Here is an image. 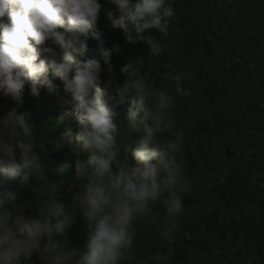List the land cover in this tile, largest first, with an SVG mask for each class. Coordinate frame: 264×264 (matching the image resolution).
<instances>
[{"label": "clouds", "instance_id": "obj_1", "mask_svg": "<svg viewBox=\"0 0 264 264\" xmlns=\"http://www.w3.org/2000/svg\"><path fill=\"white\" fill-rule=\"evenodd\" d=\"M101 12L127 43L146 44L154 56L176 18L173 0H0V95L15 105L0 115V264H172L190 190L184 145L170 135L173 93L188 94L185 73L165 77L171 89L153 86L141 72L145 57L129 54L123 83L102 87L105 66L114 71L110 54L121 48L105 47ZM90 39L102 62L78 59ZM26 85L33 97L41 89L55 96L61 86L70 94L63 102L75 135L68 127L52 142L54 151L67 149L61 162L45 160L31 112L21 110ZM106 88L128 102L123 118L106 102ZM145 225L164 245L147 261L137 259L136 243Z\"/></svg>", "mask_w": 264, "mask_h": 264}, {"label": "trees", "instance_id": "obj_2", "mask_svg": "<svg viewBox=\"0 0 264 264\" xmlns=\"http://www.w3.org/2000/svg\"><path fill=\"white\" fill-rule=\"evenodd\" d=\"M173 7L176 18L172 21L173 28L170 31L169 40L164 42L165 50L159 56L152 55L146 44L127 43L122 32L113 28L104 13L101 12L99 28L104 33L105 47L112 49L115 45H119L121 48L119 53L111 52L114 71L109 73L105 66L101 86L104 87L108 80L123 83L125 76L120 69L126 63V57L129 54L145 57V64L141 68V72L146 83L153 86L165 85L171 89L174 86L171 81L165 80V77L176 72L185 73L183 88L188 91L187 98L196 101L195 95L198 94L201 99H204L203 108L199 113L195 111L192 117L185 116L182 120L176 121V133L182 135L181 125L187 121L184 135L188 136L193 132L195 138L194 143L185 148L184 155L179 157V159L183 158L185 164L191 168L190 175L198 168V158L195 156L194 149H197L205 159H208L216 145L215 139L220 141L218 145L221 148L227 149L228 156L232 155L231 143L223 138L225 136L228 138L230 134L234 133L239 126L241 115H246L239 109L237 112L233 110V108H237L238 99L243 98L241 93L234 92L239 79L238 73H244L246 78H251L246 64L230 62L227 54L214 48L209 39L203 42V54H199L196 50L195 40L202 37V33L206 30L210 32L211 37L226 40V43L229 42L228 45H230V40L224 36V33L230 32L235 37L248 41L256 48H264V42L260 39L261 30L264 28V0H173ZM153 34L159 36L155 30H153ZM78 59H101L97 42L90 39L87 52L83 56H79ZM189 76H192L193 79H189ZM245 89H252L249 82L246 83ZM105 91L106 102L119 113L117 119L123 118L128 102H120L115 96L114 89L106 88ZM69 97L70 94L63 92L62 86L55 96H48L46 90L41 89L40 95L37 97L30 94L27 85L25 87L24 104L21 110L31 112L33 126L36 129V139L38 142H45L46 161L50 157L54 158V163L64 160L66 148L54 151L52 142L68 127L72 128V134L75 135L77 121L71 106L63 102ZM260 100V96L254 98L250 111L255 112L260 107ZM14 106L10 98L0 95V115ZM211 110L214 117L210 114ZM69 176H75L74 167L70 169ZM65 182L71 183V180L65 178ZM197 197L198 187H190V190L183 196V205L195 203ZM205 220L206 227L211 230L218 228L217 217L209 215ZM153 236L152 252L155 254L164 245L158 240L155 231ZM203 240L206 246L211 244L210 241H207L208 238L204 233ZM196 243L201 246L200 242ZM181 245L177 232V241L174 247L177 250L176 254L183 263L192 264L188 260L187 253L181 249ZM233 255L240 256L241 250L236 251Z\"/></svg>", "mask_w": 264, "mask_h": 264}, {"label": "rangeland", "instance_id": "obj_3", "mask_svg": "<svg viewBox=\"0 0 264 264\" xmlns=\"http://www.w3.org/2000/svg\"><path fill=\"white\" fill-rule=\"evenodd\" d=\"M189 30L191 31V29ZM224 36L230 40L232 46L228 45L229 42L226 43V40L211 37L210 32L205 30L202 37L195 40L196 50L199 54H203V42L209 39L214 48L227 54L230 62L246 64L251 78H246L244 73H238L239 79L234 92L238 91L243 98L238 99L237 108H233L234 112L239 109L246 115H241L239 126L234 133L230 134L228 138L226 136L223 138L231 143L236 152L235 156L229 158L227 149L221 148L218 145L220 141L215 139L216 145L208 159H205L197 149H194L195 156L198 158V168L192 174L189 175L191 168L185 164L183 158H180L190 187H198V197L195 203L183 205L178 230L179 242L182 243L181 249L187 253L188 260L192 264H199L201 261L205 264H227L229 260L223 259V257H229L230 260L235 257H233L231 239L228 243L224 240L225 221L233 216V219L241 227L245 221L252 223L251 219L255 213H258V217L260 213L264 214L262 210L264 202V48H256L248 41L237 38L230 32L224 33ZM260 39L264 42V28L261 30ZM189 79H193L192 76H189ZM247 82L250 83L251 90L245 89ZM173 95L176 96V104L173 109L175 121L182 120L185 116L192 117L195 111L199 113L203 108L204 99H201L198 94L195 95L196 101L187 98L185 94L173 93ZM256 96H260L261 104L255 112H252L250 108ZM212 112L211 110L210 114L214 117ZM181 126L183 131L179 137L184 145L181 153L183 156L185 148L191 146L195 138L193 132L188 136L184 135L187 121ZM175 133L170 134L172 138H175ZM49 160L54 162L53 157H50ZM50 178L57 179L54 175H51ZM219 178L223 179L221 183ZM229 182L231 186L228 188L226 184ZM65 184L70 183L65 182ZM209 215L215 217L220 215L225 221L219 222L216 230H211L205 225V219ZM259 221H261L264 231V221L261 219ZM228 224L230 227L234 226L232 220H228ZM153 233L154 229L150 225L143 226L138 232L136 237L138 260L147 261L154 255L152 252ZM203 233L206 237L207 235L212 236L207 237V241L211 242L207 247H205L204 241L201 244L202 247L196 243L202 240ZM79 239L77 237V240ZM239 245L245 253L239 264H249L251 259L256 257L254 247L247 248L243 238ZM176 252V248L173 249L172 264H185Z\"/></svg>", "mask_w": 264, "mask_h": 264}, {"label": "crops", "instance_id": "obj_4", "mask_svg": "<svg viewBox=\"0 0 264 264\" xmlns=\"http://www.w3.org/2000/svg\"><path fill=\"white\" fill-rule=\"evenodd\" d=\"M231 150H232V155L231 156L227 155L229 158L236 155L235 149L233 147L231 148ZM222 181L223 179L219 178V182L221 183ZM226 185H228V188H229V186H231V183L229 182ZM262 210L264 213V202H263ZM256 212L258 211L256 210ZM217 218L219 222L225 221L220 215H217ZM256 218H257V222H256ZM259 219L264 221V214L262 215L260 213L258 217V213H255L254 217L251 219L252 223L245 221L241 225L242 228L239 227V225L233 219V216H231L230 218L227 219V221H225L226 222L225 223L226 230L224 231L225 242L228 243L230 242V239H231V244L233 245V249H232L233 254L236 251L241 250V255L240 256L234 255L233 257L235 258H232L231 260L229 259V257L222 256L223 259L227 258L229 260L227 264H239V261L242 260V258L244 257L245 253L240 248V245H239L241 238L245 240L247 248H250L251 246H253L255 250L254 254L256 255V257L252 258L249 264H264V231L262 230L263 226L261 225V221H259ZM228 220H232V223H234L233 227H230V224H228ZM207 237H212V236L207 235ZM203 241L200 240V244H202ZM203 253H204V250H203ZM199 264H205V262L201 261L199 262Z\"/></svg>", "mask_w": 264, "mask_h": 264}]
</instances>
